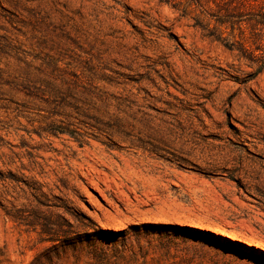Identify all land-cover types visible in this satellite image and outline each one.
I'll return each instance as SVG.
<instances>
[{"label":"rangeland","instance_id":"rangeland-1","mask_svg":"<svg viewBox=\"0 0 264 264\" xmlns=\"http://www.w3.org/2000/svg\"><path fill=\"white\" fill-rule=\"evenodd\" d=\"M261 65L264 0H0V264H264Z\"/></svg>","mask_w":264,"mask_h":264},{"label":"trees","instance_id":"trees-1","mask_svg":"<svg viewBox=\"0 0 264 264\" xmlns=\"http://www.w3.org/2000/svg\"><path fill=\"white\" fill-rule=\"evenodd\" d=\"M207 36H209V37H215V38L221 40V37H219V35H217L216 33H214V32L211 31V30H208V32H207ZM225 45H226L228 48H230L231 50H234V45H231V44L228 43V42H226ZM246 53H247V48H246V47H242V49H240V53H239V55H240L241 57H244ZM263 69H264V65L258 66L257 69H256V73L261 72ZM135 142H139V144H141V142L138 141V140H131V141H129L130 146H132V144L135 143ZM139 144H138V145H139ZM138 145H137V146H138ZM152 147H153V146H152ZM3 254H4V253H3V251H2L1 248H0V256L3 255Z\"/></svg>","mask_w":264,"mask_h":264},{"label":"bare ground","instance_id":"bare-ground-1","mask_svg":"<svg viewBox=\"0 0 264 264\" xmlns=\"http://www.w3.org/2000/svg\"><path fill=\"white\" fill-rule=\"evenodd\" d=\"M175 123V122H174ZM172 128L174 129L172 132H173V139H175V138H177V136H178V129H176L177 128V126H176V124L174 125V126H172ZM172 134V133H171ZM139 144V142H135V143H133L132 144V146L135 148V147H137V145ZM159 144V143H158ZM164 148H167L166 146H165V144H163V143H160ZM159 144V145H160ZM151 147L153 146V145H150ZM174 147V146H173ZM169 148V147H168ZM167 148V149H168ZM134 150V149H133ZM136 150V149H135ZM170 150H171V148H170ZM137 152V151H136ZM157 152L160 154V155H162V156H165V157H167V156H170L169 154V152H167V151H165L164 149H161V148H159L158 150H157ZM169 153V154H168ZM172 157V156H171Z\"/></svg>","mask_w":264,"mask_h":264}]
</instances>
